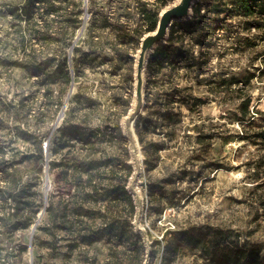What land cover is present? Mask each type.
Instances as JSON below:
<instances>
[{
	"label": "rangeland",
	"instance_id": "1",
	"mask_svg": "<svg viewBox=\"0 0 264 264\" xmlns=\"http://www.w3.org/2000/svg\"><path fill=\"white\" fill-rule=\"evenodd\" d=\"M22 1L0 0V264H105L112 244L114 264L143 251V264H219L217 257L243 250L259 253L255 264H264V16L212 14L210 29L176 44L174 63L151 74L147 67L137 165L121 135L140 44L86 16L90 0H67L57 40L34 39L31 73L20 18L10 12ZM72 11L83 19L75 49L66 44ZM181 22L169 34L173 25L182 33ZM92 28L99 36L90 35ZM66 54L73 57L70 82ZM64 123L93 134L98 156L111 154L113 183L126 182L128 165L137 173L127 184L135 215L124 196L112 206L123 240L100 235L83 242L84 227L100 223L86 225L70 214L80 198L57 179L52 163L61 155L51 149ZM6 184L11 189L4 192Z\"/></svg>",
	"mask_w": 264,
	"mask_h": 264
},
{
	"label": "trees",
	"instance_id": "2",
	"mask_svg": "<svg viewBox=\"0 0 264 264\" xmlns=\"http://www.w3.org/2000/svg\"><path fill=\"white\" fill-rule=\"evenodd\" d=\"M66 1L23 0L15 9L10 11L20 18L17 30L19 43L25 52L31 56L29 59L31 63L27 67L31 73L34 72V57L31 53L32 50L34 51V39L42 40V38L50 37L57 40L59 34L57 17L60 10L64 8L63 5ZM172 1L174 0H104L103 3H98V0H90L88 12L94 16L97 23H100V27L108 28L118 35L125 36L131 33L135 42L140 44L141 38L146 33L157 28L161 10ZM193 12L192 18L180 23L182 33H179L181 31L176 29V25H173L167 43L160 44L150 54L148 59L150 74L175 62V55L173 54H178L175 46L178 42H184L186 34H202V32L210 29L208 20L212 18V14L219 16L225 13L226 15H245L252 18L263 17L264 0H215L213 3L212 0H199L194 5ZM69 21L66 44L67 46H73L75 49L78 48L75 36L83 19L79 13L73 15L72 11L70 12ZM97 30L99 29H90V35L94 38L99 36ZM42 32H46L48 35L43 37ZM71 59L73 57L66 54L62 60L64 74L69 82L72 80L68 69ZM48 74L51 75L50 72ZM244 108L248 110L249 103H244ZM139 125L138 121L136 131L140 142L144 143ZM121 136L125 137L123 134ZM94 138L93 134L88 133L79 125L64 123L59 126L56 130L54 147L51 150L55 155L60 154L61 157L59 160L53 161L52 165L59 168L58 181H65L70 186L67 194L74 198H80L75 203H71L75 204V209H71L70 214L74 216L77 214V221L80 220L86 225L100 223L95 229L90 226L84 227L86 233L83 242H94L100 235H105L110 241L115 242V239L123 240L125 231L117 226L112 206L117 205L118 201L124 196L131 205L132 216L136 213L135 200L127 188L129 177L133 174L134 168L132 165H128V177L125 179V183L121 185L113 183L110 176L111 172L114 171L111 154L98 156L100 149ZM70 140H76L81 144V147L78 148L76 145L69 144ZM68 146L69 149L67 150ZM144 148L146 154L149 155L145 145ZM4 181L9 183L5 177ZM10 189L11 187L6 184L4 192ZM21 193L19 192L18 195H22ZM16 196L17 194L9 193L6 198H11L16 202ZM108 199H110L109 202L106 201ZM71 204L67 202L65 205L66 212H69L70 207L68 206H71ZM48 209L51 210L52 208ZM132 232L136 238H141L140 232ZM115 251V245L112 244L110 255L105 264H114ZM144 254V251L141 254L139 252V255L132 261L120 262V264H143ZM242 258H246L248 264H255L260 260V255L255 251L243 250L231 254L226 253L217 257L216 260L219 264H240Z\"/></svg>",
	"mask_w": 264,
	"mask_h": 264
},
{
	"label": "water",
	"instance_id": "3",
	"mask_svg": "<svg viewBox=\"0 0 264 264\" xmlns=\"http://www.w3.org/2000/svg\"><path fill=\"white\" fill-rule=\"evenodd\" d=\"M198 1L199 0H174L170 2L161 10L157 28L154 31H150L146 33L141 38L140 48L138 50L137 65H136L135 102L133 103V106L131 107V109L129 110V112L127 113L124 119V128H125L124 135L130 140L133 149L134 161L137 165L139 164L140 161L138 157V151L140 150L139 147L140 140L138 138V134L136 131V123L139 117L142 115V112L144 111L146 105L145 93H144L146 75L144 76V72L147 71L149 56L151 53L155 51V49L160 44H164L166 42L167 38L169 37L170 27L172 26L174 21L176 20L184 21L192 18L194 13L193 12L194 5ZM87 3L88 0H86V4ZM86 16H88V8L86 10ZM63 113H64V109L60 117L63 115ZM132 176L133 179H136L137 173L133 171ZM132 184L136 185V181L134 180ZM132 184L130 187H132ZM48 189L49 186L47 185L46 190L48 191ZM128 189L130 191V188ZM45 211L46 208H44V210L42 211L38 221H40Z\"/></svg>",
	"mask_w": 264,
	"mask_h": 264
},
{
	"label": "bare ground",
	"instance_id": "4",
	"mask_svg": "<svg viewBox=\"0 0 264 264\" xmlns=\"http://www.w3.org/2000/svg\"><path fill=\"white\" fill-rule=\"evenodd\" d=\"M137 57H138V51L135 55V61H134V86L136 85V65H137ZM146 75V72H144V76ZM135 89V88H134ZM135 102V91H134V94H133V100H132V106H133V103ZM131 106V107H132Z\"/></svg>",
	"mask_w": 264,
	"mask_h": 264
}]
</instances>
